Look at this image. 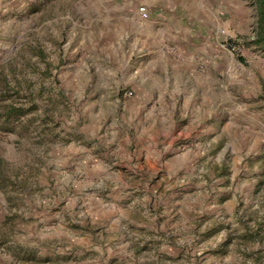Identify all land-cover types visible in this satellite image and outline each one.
I'll list each match as a JSON object with an SVG mask.
<instances>
[{
  "label": "rangeland",
  "instance_id": "obj_1",
  "mask_svg": "<svg viewBox=\"0 0 264 264\" xmlns=\"http://www.w3.org/2000/svg\"><path fill=\"white\" fill-rule=\"evenodd\" d=\"M140 4L0 0V264H264L256 22L218 31L198 103L157 102L135 67L173 48Z\"/></svg>",
  "mask_w": 264,
  "mask_h": 264
},
{
  "label": "crops",
  "instance_id": "obj_2",
  "mask_svg": "<svg viewBox=\"0 0 264 264\" xmlns=\"http://www.w3.org/2000/svg\"><path fill=\"white\" fill-rule=\"evenodd\" d=\"M140 2L145 4L149 11L150 24L153 25V30L150 31L153 34L152 42L160 45L172 44L173 48L166 52L152 49L141 64L135 67L137 76L141 77V83L149 87L152 93L158 92L152 96L157 102L163 101L166 95L170 97L171 92L174 96L173 104H176L175 97L179 98L180 93L184 97L190 96L182 104L186 102L185 105H188L192 95L196 98L193 104L198 103L199 94L205 93V87L212 79L209 68L212 67L216 73L223 65L222 57L227 52L220 43L223 39L218 31L228 27L229 35L238 32L230 21L232 13L240 15L245 22H249V19L252 23L256 22L257 7L252 0H217L214 4L204 0ZM248 4H251L250 7ZM252 9L254 16L250 18L249 10ZM208 13L212 18L216 17L214 13H225V21L220 25L212 21L205 23ZM236 27L242 31L240 25ZM200 57L203 60L209 59V67L201 66ZM155 87H158L157 91L152 89Z\"/></svg>",
  "mask_w": 264,
  "mask_h": 264
},
{
  "label": "trees",
  "instance_id": "obj_3",
  "mask_svg": "<svg viewBox=\"0 0 264 264\" xmlns=\"http://www.w3.org/2000/svg\"><path fill=\"white\" fill-rule=\"evenodd\" d=\"M254 3L257 7V12L255 38L253 40V43H256L264 48V0H254Z\"/></svg>",
  "mask_w": 264,
  "mask_h": 264
},
{
  "label": "built area",
  "instance_id": "obj_4",
  "mask_svg": "<svg viewBox=\"0 0 264 264\" xmlns=\"http://www.w3.org/2000/svg\"><path fill=\"white\" fill-rule=\"evenodd\" d=\"M135 18L138 22H144V21L148 20L149 11H148V8L146 7V5L140 4L137 6L136 12H135ZM131 94H132V91H125L124 92V95H126V96H129Z\"/></svg>",
  "mask_w": 264,
  "mask_h": 264
}]
</instances>
